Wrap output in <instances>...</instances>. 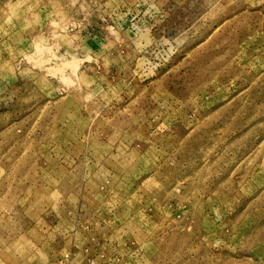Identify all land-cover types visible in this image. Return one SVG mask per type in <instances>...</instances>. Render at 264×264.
<instances>
[{
    "label": "rangeland",
    "instance_id": "1",
    "mask_svg": "<svg viewBox=\"0 0 264 264\" xmlns=\"http://www.w3.org/2000/svg\"><path fill=\"white\" fill-rule=\"evenodd\" d=\"M0 264H264V0H0Z\"/></svg>",
    "mask_w": 264,
    "mask_h": 264
}]
</instances>
